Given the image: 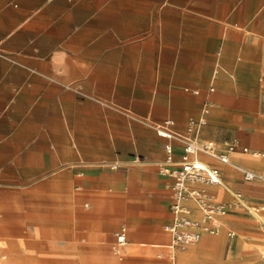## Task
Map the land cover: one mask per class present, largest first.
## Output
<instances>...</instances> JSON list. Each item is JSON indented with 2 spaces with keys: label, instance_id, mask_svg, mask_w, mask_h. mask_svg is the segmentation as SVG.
I'll return each mask as SVG.
<instances>
[{
  "label": "crops",
  "instance_id": "0c3cea01",
  "mask_svg": "<svg viewBox=\"0 0 264 264\" xmlns=\"http://www.w3.org/2000/svg\"><path fill=\"white\" fill-rule=\"evenodd\" d=\"M193 136L229 162L201 154L222 184L189 185L229 206L178 250L161 242L174 197L158 166ZM238 167L264 175V0H0V238L16 253L125 264V228L199 264H264V225L236 209L264 204V180Z\"/></svg>",
  "mask_w": 264,
  "mask_h": 264
},
{
  "label": "built area",
  "instance_id": "2783aa9c",
  "mask_svg": "<svg viewBox=\"0 0 264 264\" xmlns=\"http://www.w3.org/2000/svg\"><path fill=\"white\" fill-rule=\"evenodd\" d=\"M156 133L165 139H170L175 134L167 127V124L157 125ZM182 148L183 153L180 158L173 161L171 158V145L165 143L164 150L167 155L165 160L158 166L159 173L170 179L168 186L174 197L171 205L172 221L165 226V230L171 236L169 247L172 249L196 242L204 234L215 233L219 224L214 215L221 211L223 207L229 206V204L217 202L203 189L189 185V182L204 185L222 184L220 170L207 164L200 158V155H208L220 162L228 163L227 155L219 153L212 141L201 140L196 136L184 137ZM227 149L233 150V146L229 145ZM242 150L247 151V148L244 147ZM238 168L242 178L246 181L264 180V175L260 173L243 167ZM235 198L241 204L242 195L240 192H235ZM187 201H192L199 210L200 215L198 218L192 216V206L186 204ZM245 208L253 216L264 215V204ZM261 223L264 225V218L261 219ZM125 243L126 230L122 228L116 234L115 252H120Z\"/></svg>",
  "mask_w": 264,
  "mask_h": 264
},
{
  "label": "rangeland",
  "instance_id": "374dc122",
  "mask_svg": "<svg viewBox=\"0 0 264 264\" xmlns=\"http://www.w3.org/2000/svg\"><path fill=\"white\" fill-rule=\"evenodd\" d=\"M248 204L251 207L257 206L253 205L252 203ZM237 210H242L248 217H250L252 224H257L261 228V219L264 218V215H260L258 218L257 216H253L249 214L244 205H241ZM257 220V221H256ZM262 230V228H261ZM166 234L165 239L161 242L168 243L170 241V235L164 231ZM254 242L262 247V238H264V233L254 234L251 236ZM201 239L196 242L185 244L181 247H177L175 249H184L190 245L197 244ZM14 240L9 237H1L0 238V246H6V248L0 250V264H34L32 261L33 255L32 254H22L19 255L13 250ZM23 245L29 246L25 241L22 242ZM113 247V248H112ZM115 243L111 245V252L113 256L117 259L123 260L125 264H169L170 256L173 255V250L165 247H156L147 245H141L139 242L129 243L127 242L124 247L120 250V252H115ZM176 251V250H174ZM178 252H185L184 250ZM175 264H199L193 258V255L188 256L182 262H176Z\"/></svg>",
  "mask_w": 264,
  "mask_h": 264
},
{
  "label": "bare ground",
  "instance_id": "6f19581e",
  "mask_svg": "<svg viewBox=\"0 0 264 264\" xmlns=\"http://www.w3.org/2000/svg\"><path fill=\"white\" fill-rule=\"evenodd\" d=\"M233 195H234V197H235V192L233 193ZM240 202H242L241 199H240ZM237 204H239L238 201H237ZM250 207H251V206H249L248 208H250ZM224 210H225V207H223V208L221 209V211L217 212V213L214 215L215 218L217 219L218 214H222V213L224 212ZM186 253H187V252H186ZM190 255H192V254H185L184 252L173 251V255H172V261H173V264H175L176 262H182L185 258H187V257L190 256Z\"/></svg>",
  "mask_w": 264,
  "mask_h": 264
}]
</instances>
